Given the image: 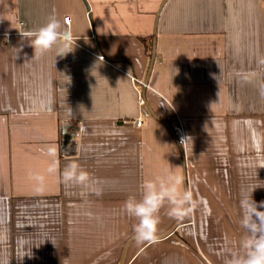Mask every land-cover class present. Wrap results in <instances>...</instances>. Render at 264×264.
Returning a JSON list of instances; mask_svg holds the SVG:
<instances>
[{
    "label": "crops",
    "instance_id": "obj_1",
    "mask_svg": "<svg viewBox=\"0 0 264 264\" xmlns=\"http://www.w3.org/2000/svg\"><path fill=\"white\" fill-rule=\"evenodd\" d=\"M161 1L0 0V264H116L138 223L128 198L165 170L182 177L169 131L140 99L154 36L144 100L177 124L193 200L173 234L134 241L125 264L245 255L242 201H264V0H167L155 26ZM50 16L74 37L64 57L34 56L21 35ZM73 162L87 187L63 182ZM30 173L45 176L42 192ZM171 208L157 235L177 219Z\"/></svg>",
    "mask_w": 264,
    "mask_h": 264
},
{
    "label": "clouds",
    "instance_id": "obj_2",
    "mask_svg": "<svg viewBox=\"0 0 264 264\" xmlns=\"http://www.w3.org/2000/svg\"><path fill=\"white\" fill-rule=\"evenodd\" d=\"M61 29L60 21L55 16H50L43 26L21 35L30 41L29 45L34 49V56L43 55L55 49L56 57H64L74 51V37L70 31ZM46 154L52 158L47 173L55 174L57 148L54 145L49 146ZM165 172L166 178L161 179L159 186L154 180L144 181L142 199L137 200L132 196L125 202L128 215L138 219V223L134 226L135 238L138 241L158 242L157 226L160 221L157 214L165 201L172 205L170 215L175 218H182L187 212L186 206L192 203L193 194L187 190L183 192L180 190L183 183L182 177L169 173L168 170ZM29 178L36 182L37 192L44 190V175L30 173ZM62 179L65 184L87 187L90 175L73 162L63 169ZM241 207L242 225L247 233V238L243 241L246 253L241 257L233 258L230 264H264V210H261L264 209V201L257 203L250 195L242 201Z\"/></svg>",
    "mask_w": 264,
    "mask_h": 264
},
{
    "label": "water",
    "instance_id": "obj_3",
    "mask_svg": "<svg viewBox=\"0 0 264 264\" xmlns=\"http://www.w3.org/2000/svg\"><path fill=\"white\" fill-rule=\"evenodd\" d=\"M166 1L167 0H162L161 3H160V5H159V7L157 8V10L155 12V26L157 25V21H158V17H159V13L161 11V8L166 3ZM85 6L88 9V6H87L86 3H85ZM66 18H65V21H66ZM155 32H154V35H155ZM0 37H1V34H0ZM7 37H8V35H5L6 41H9V39ZM150 53H151V56L149 57V66H148V69H147V76H146V79L144 80V82H142L140 99H141L142 103L145 104L146 109H147V112L149 113V115L153 119H155L158 122H160L161 124H163L166 127V129L169 131V133H170V135H171V137H172V139H173V141H174V143H175V145H176V147L178 149L179 155H180L181 169H182L181 170L182 171V180H183V183H182L183 191H185V190L188 191V189H187V180H186L185 159H184L183 149L181 147V144L179 143L178 136H177L176 132L174 131L173 127L171 126V123H170L171 121H170V119L165 120V119H162V118H159L158 116H156L152 112L151 108L148 106V104L144 100L145 87L148 84V78H149V75L151 73V69H152V66H153V63H154V60H155V53H156V40H155V36H154V38L152 40V45H151V51H150ZM118 123H120V121ZM134 124L136 126H138V127L141 126V122H134ZM65 138H68V136L65 137ZM186 207H187V211H188L189 205L186 206ZM186 214H187V212H186ZM186 214L182 218H177L171 224V226H169L163 233L158 234V237H159L158 240L165 239L169 235L173 234L177 230V228L183 223V221H184V219L186 217ZM136 240L137 239L135 238V234L134 235H131V236H129L127 238V240L125 241V243L122 246V250L120 252V256H119L116 264H125L126 259H127V255H128V251H129V247Z\"/></svg>",
    "mask_w": 264,
    "mask_h": 264
},
{
    "label": "built area",
    "instance_id": "obj_4",
    "mask_svg": "<svg viewBox=\"0 0 264 264\" xmlns=\"http://www.w3.org/2000/svg\"><path fill=\"white\" fill-rule=\"evenodd\" d=\"M66 22H69V18H66ZM171 122V126L173 127V129H174V131L176 132V134H177V129H178V127H177V124H176V122L172 119V120H170Z\"/></svg>",
    "mask_w": 264,
    "mask_h": 264
},
{
    "label": "flooded vegetation",
    "instance_id": "obj_5",
    "mask_svg": "<svg viewBox=\"0 0 264 264\" xmlns=\"http://www.w3.org/2000/svg\"><path fill=\"white\" fill-rule=\"evenodd\" d=\"M151 49V48H150ZM151 51V50H150ZM151 56V53L149 54V57Z\"/></svg>",
    "mask_w": 264,
    "mask_h": 264
},
{
    "label": "rangeland",
    "instance_id": "obj_6",
    "mask_svg": "<svg viewBox=\"0 0 264 264\" xmlns=\"http://www.w3.org/2000/svg\"><path fill=\"white\" fill-rule=\"evenodd\" d=\"M166 222V221H165Z\"/></svg>",
    "mask_w": 264,
    "mask_h": 264
}]
</instances>
